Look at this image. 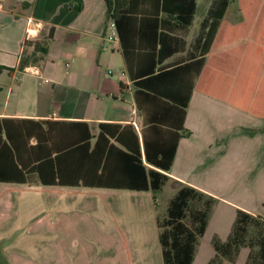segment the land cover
Here are the masks:
<instances>
[{
  "label": "crops",
  "instance_id": "crops-1",
  "mask_svg": "<svg viewBox=\"0 0 264 264\" xmlns=\"http://www.w3.org/2000/svg\"><path fill=\"white\" fill-rule=\"evenodd\" d=\"M217 1L0 0V151L36 167L0 182L9 264H164L156 194L124 187L138 150L166 209L182 186L217 199L205 236L214 214L222 241L238 210L264 218V0H229L204 63Z\"/></svg>",
  "mask_w": 264,
  "mask_h": 264
},
{
  "label": "trees",
  "instance_id": "trees-1",
  "mask_svg": "<svg viewBox=\"0 0 264 264\" xmlns=\"http://www.w3.org/2000/svg\"><path fill=\"white\" fill-rule=\"evenodd\" d=\"M229 5V0L217 1L215 7L210 11L204 22V63L207 53L215 39L221 21ZM194 8L189 13L193 14ZM192 16V15H191ZM118 10L113 14V21L117 28ZM42 53L47 51L46 46L40 49ZM104 128L105 126L102 125ZM4 147V146H3ZM6 149V147H4ZM162 154V155H161ZM175 155V147L171 151L165 150L159 153L157 161H150L147 152L148 162L168 172L172 166ZM128 158L132 159L140 170L138 182L124 187L137 191H147L157 194L168 184L169 177L154 170L146 172L143 165L140 151H135ZM42 164V163H41ZM42 180V168L38 167ZM36 172V167L26 169L19 167L15 161L14 154L10 152L9 162L7 154L0 151V182L30 184L28 176ZM50 180V177H48ZM43 176V185L63 186L62 179L53 174L51 181ZM204 200L202 208H197L198 200ZM217 205V199L206 195L194 188L182 186L175 196L169 201L166 216L160 220L157 218L159 228V241L162 248L164 264H193L199 241L206 234L211 213ZM188 220V224L186 221ZM253 238V242H247V238ZM212 244L215 256L207 264H236L242 248H249L250 253L247 264H264V218L238 210L232 231L226 241L214 237ZM254 248L257 251L253 253Z\"/></svg>",
  "mask_w": 264,
  "mask_h": 264
},
{
  "label": "rangeland",
  "instance_id": "rangeland-1",
  "mask_svg": "<svg viewBox=\"0 0 264 264\" xmlns=\"http://www.w3.org/2000/svg\"><path fill=\"white\" fill-rule=\"evenodd\" d=\"M171 194H172V188L171 187H167L164 191L158 192L156 194V201H157V208H158L157 209V212H158L157 218H159L160 220L164 219L165 216H166V205H167V202H168L169 198L171 197ZM203 204H204V200L199 199L198 202L196 204H194V205H196L197 208H202ZM141 215L142 214L140 212V217H141ZM215 215L216 214L212 215L210 231L207 233V235L205 237L201 238V240H200V246L198 245L199 249H197L198 250V255H197V260H196L195 264H202L203 261L207 260L208 257H210L211 255L214 254L213 257L215 256V250H214V247H213V244H212L213 238L214 237H218V236H214L213 237V235L215 233L214 232V225H215L216 219H217V217ZM130 216L132 217V215H130ZM229 217H230V215L226 216V218H225V224L226 225H227V221H228ZM137 218H138V216H137L136 212H134L135 221H136ZM186 223L188 224V220L186 221ZM108 224L111 227H112V225H114V221L111 219V217H109ZM226 225H224V226H226ZM219 226L223 227L222 224H220ZM253 241H254L253 238H250V237L247 238V242H253ZM4 242L5 241H2V240L0 241V264H9L8 260L4 256V252H3ZM242 251H245V252H243V256H242V260H240V264L244 263L245 255L247 254V251L250 253V249L249 248H242L241 252ZM256 251H257V248H254L253 253H255ZM241 252H240V254H241ZM239 256H238L237 260L239 259Z\"/></svg>",
  "mask_w": 264,
  "mask_h": 264
},
{
  "label": "built area",
  "instance_id": "built-area-1",
  "mask_svg": "<svg viewBox=\"0 0 264 264\" xmlns=\"http://www.w3.org/2000/svg\"><path fill=\"white\" fill-rule=\"evenodd\" d=\"M111 26H112L113 29H116L114 22L111 23ZM108 40H110V41H116L117 40V34L114 33V34L110 35L108 37ZM111 73L112 72H109V74H111Z\"/></svg>",
  "mask_w": 264,
  "mask_h": 264
}]
</instances>
